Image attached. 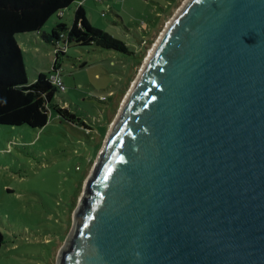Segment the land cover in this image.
<instances>
[{
    "label": "water",
    "instance_id": "95a60500",
    "mask_svg": "<svg viewBox=\"0 0 264 264\" xmlns=\"http://www.w3.org/2000/svg\"><path fill=\"white\" fill-rule=\"evenodd\" d=\"M129 93L57 264H264V0H186Z\"/></svg>",
    "mask_w": 264,
    "mask_h": 264
},
{
    "label": "rangeland",
    "instance_id": "374dc122",
    "mask_svg": "<svg viewBox=\"0 0 264 264\" xmlns=\"http://www.w3.org/2000/svg\"><path fill=\"white\" fill-rule=\"evenodd\" d=\"M186 0H75L42 28L73 23L79 5L87 19L130 46L134 54L68 43L59 54L65 91L49 105L42 128L0 125V264H57L82 195L106 136L165 27ZM28 81L50 74L55 46L16 36ZM64 42L59 47L64 48ZM54 105L79 121L60 118ZM88 127H85L82 123Z\"/></svg>",
    "mask_w": 264,
    "mask_h": 264
},
{
    "label": "trees",
    "instance_id": "16d2710c",
    "mask_svg": "<svg viewBox=\"0 0 264 264\" xmlns=\"http://www.w3.org/2000/svg\"><path fill=\"white\" fill-rule=\"evenodd\" d=\"M74 1L0 0V125L42 128L48 123L49 105L60 90L49 80L51 73H38L34 81H28L23 51L16 36L41 32L52 16L58 14L60 17ZM40 39L55 46L52 73H59V54H64L68 43L96 45L129 55L135 53L123 40L94 27L82 5L76 8L70 26L58 21L51 32L41 33ZM60 42H64L63 49L59 47ZM53 110L65 121H79L66 107L54 105ZM79 123L88 127L83 122ZM3 243L4 234L0 231V249Z\"/></svg>",
    "mask_w": 264,
    "mask_h": 264
},
{
    "label": "built area",
    "instance_id": "2783aa9c",
    "mask_svg": "<svg viewBox=\"0 0 264 264\" xmlns=\"http://www.w3.org/2000/svg\"><path fill=\"white\" fill-rule=\"evenodd\" d=\"M99 1H103V0H99ZM49 80L52 82V84H54L60 91H65L66 87L65 84L62 80V78L60 77L58 72H54L51 73L49 75Z\"/></svg>",
    "mask_w": 264,
    "mask_h": 264
},
{
    "label": "crops",
    "instance_id": "0c3cea01",
    "mask_svg": "<svg viewBox=\"0 0 264 264\" xmlns=\"http://www.w3.org/2000/svg\"><path fill=\"white\" fill-rule=\"evenodd\" d=\"M62 14V13H61ZM47 33V31H44L43 29H42V31L41 32H39V33H33V34H27L26 36H28V37H33L34 39H40V34L41 33ZM25 36V35H24ZM41 40V39H40Z\"/></svg>",
    "mask_w": 264,
    "mask_h": 264
},
{
    "label": "bare ground",
    "instance_id": "6f19581e",
    "mask_svg": "<svg viewBox=\"0 0 264 264\" xmlns=\"http://www.w3.org/2000/svg\"><path fill=\"white\" fill-rule=\"evenodd\" d=\"M156 44H157V43H156ZM156 44H155V45H156ZM152 50H153V49H152ZM151 53H152V51H151ZM151 53H150V55H151ZM150 55H149V57H150ZM149 57L147 58L146 62L148 61ZM146 62H145V63H146ZM144 66H145V64H144ZM144 66H143V68H144ZM129 94H130V93H129ZM127 97H128V95H127ZM114 124H115V123H114ZM113 126H114V125H113ZM113 126H112V127H113Z\"/></svg>",
    "mask_w": 264,
    "mask_h": 264
}]
</instances>
